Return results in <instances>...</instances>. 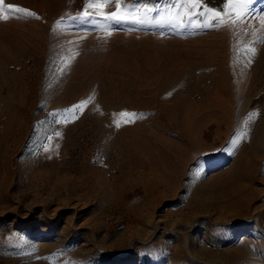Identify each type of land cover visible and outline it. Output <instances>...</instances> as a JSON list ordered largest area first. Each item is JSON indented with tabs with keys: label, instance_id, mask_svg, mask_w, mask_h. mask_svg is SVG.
<instances>
[{
	"label": "rangeland",
	"instance_id": "obj_1",
	"mask_svg": "<svg viewBox=\"0 0 264 264\" xmlns=\"http://www.w3.org/2000/svg\"><path fill=\"white\" fill-rule=\"evenodd\" d=\"M262 41L264 0H4L0 264H264Z\"/></svg>",
	"mask_w": 264,
	"mask_h": 264
},
{
	"label": "snow or ice",
	"instance_id": "obj_2",
	"mask_svg": "<svg viewBox=\"0 0 264 264\" xmlns=\"http://www.w3.org/2000/svg\"><path fill=\"white\" fill-rule=\"evenodd\" d=\"M104 3H107L108 0H103ZM186 2L188 4H192V5H196L199 3V0H186ZM4 3V0H0V4ZM116 3V7L117 9H119L120 7V0H115ZM254 3V0H226V5H233L235 8L237 9H241V10H247L249 8V6L251 4ZM9 7H13L12 5H9ZM139 7L138 4H132V5H128V8L130 9L129 11V16L133 17L135 10ZM17 11H24L22 9H17ZM151 11V10H150ZM206 13H211L213 17H219L221 15L220 11H217L213 8H205L203 12H195V10H193V15H199L201 17H203L204 20L208 19V16L206 15ZM29 15H31V13H29ZM4 19H7V17H3ZM104 19L106 21L109 22V24H120L123 22H126V17L123 15H118L117 11H110L107 13V15L104 17ZM149 19V17H144L143 19H140L138 21H136L137 23H145L147 20ZM217 23H219V21H214L213 24H209V27H214ZM264 42V41H262ZM133 116H135L136 114H132Z\"/></svg>",
	"mask_w": 264,
	"mask_h": 264
},
{
	"label": "bare ground",
	"instance_id": "obj_3",
	"mask_svg": "<svg viewBox=\"0 0 264 264\" xmlns=\"http://www.w3.org/2000/svg\"><path fill=\"white\" fill-rule=\"evenodd\" d=\"M235 171L234 173L230 176L228 175V179L230 180L229 182L231 181H234L232 180V178H235L237 177L238 180L236 182V184H234V189L235 192H236V195L232 198L231 201H229L228 203V208L230 209H233V208H236L238 209L239 211H243L245 209V207L247 206V202L245 204V202L241 201V198H239L238 196H241V193L244 192L245 190L243 189V185H242V179H243V175H244V169L242 167V164H241V161L240 159L237 161L236 160V164H235ZM227 178V177H226ZM227 181V180H226ZM261 195V192L260 194L258 193V197ZM245 204V205H244Z\"/></svg>",
	"mask_w": 264,
	"mask_h": 264
}]
</instances>
